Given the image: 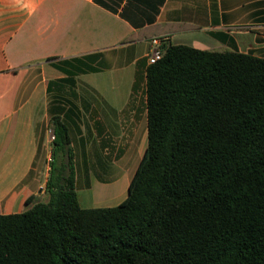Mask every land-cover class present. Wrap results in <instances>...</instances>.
Here are the masks:
<instances>
[{
    "label": "trees",
    "instance_id": "trees-1",
    "mask_svg": "<svg viewBox=\"0 0 264 264\" xmlns=\"http://www.w3.org/2000/svg\"><path fill=\"white\" fill-rule=\"evenodd\" d=\"M161 49L127 197L81 205L68 126L53 116L49 199L0 214V264H264V58Z\"/></svg>",
    "mask_w": 264,
    "mask_h": 264
},
{
    "label": "crops",
    "instance_id": "crops-1",
    "mask_svg": "<svg viewBox=\"0 0 264 264\" xmlns=\"http://www.w3.org/2000/svg\"><path fill=\"white\" fill-rule=\"evenodd\" d=\"M154 39L204 50L245 47L264 58V0H0V214L23 212L30 196L32 204L48 201L42 170L53 116L68 126L76 188L96 140L127 137L139 116L147 138ZM130 67L132 89L123 99L118 75ZM140 84L142 113L134 96ZM112 196L120 202L119 190Z\"/></svg>",
    "mask_w": 264,
    "mask_h": 264
},
{
    "label": "rangeland",
    "instance_id": "rangeland-1",
    "mask_svg": "<svg viewBox=\"0 0 264 264\" xmlns=\"http://www.w3.org/2000/svg\"><path fill=\"white\" fill-rule=\"evenodd\" d=\"M237 38V37H236ZM240 38V37H239ZM197 47V46H196ZM199 48L202 45L198 46ZM208 47V46H206ZM212 47V46H211ZM215 49L218 51H224L220 45H215ZM246 48H241L240 50L246 52ZM133 71L134 68L130 67L123 71L122 74L118 75V80L122 86L123 99L128 98L127 91L129 92L132 89L133 84ZM138 88V87H137ZM65 93L70 96H74L71 90H66ZM136 101L138 102L140 113H142L144 107V90L140 84L137 89ZM63 100H68V98L62 97ZM63 103V102H62ZM145 108V107H144ZM139 120L136 123V130L134 132H127V137L122 139L115 138L114 134H109L103 140H96V143L92 146L89 152V158L91 163L89 164V169L84 170L83 166L79 164L78 167V182L77 191L79 196V201L83 207L93 208V207H111L118 205L123 201L128 194V184L133 176L135 169L141 159L143 152L147 145V138L145 136L146 120ZM51 120V119H50ZM129 124V123H127ZM48 148L44 155L46 159L43 163L42 176L45 178L49 177L50 161L52 160V150L53 143L51 137V125L49 122L48 128ZM102 143L101 148L98 147V143ZM45 157V156H44ZM63 159L60 157L58 159V165L61 164ZM88 178H93L95 185L93 188L90 187L87 182ZM119 180V182H117ZM77 182V183H78ZM87 182V184H86ZM104 182L105 186L101 189L102 186L99 183ZM100 186V187H99ZM119 190L121 197L120 202L113 198V193H117ZM121 190V191H120ZM112 194V195H111Z\"/></svg>",
    "mask_w": 264,
    "mask_h": 264
},
{
    "label": "built area",
    "instance_id": "built-area-1",
    "mask_svg": "<svg viewBox=\"0 0 264 264\" xmlns=\"http://www.w3.org/2000/svg\"><path fill=\"white\" fill-rule=\"evenodd\" d=\"M153 44L155 46L151 49V51L147 55L148 65L156 63L163 56L162 49H161V42H159L158 39H154ZM51 137L52 139H54L53 131H51Z\"/></svg>",
    "mask_w": 264,
    "mask_h": 264
}]
</instances>
